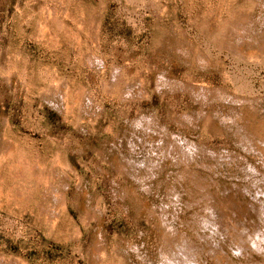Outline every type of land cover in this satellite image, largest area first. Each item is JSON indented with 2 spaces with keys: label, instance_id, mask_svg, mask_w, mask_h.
Returning a JSON list of instances; mask_svg holds the SVG:
<instances>
[{
  "label": "rangeland",
  "instance_id": "obj_1",
  "mask_svg": "<svg viewBox=\"0 0 264 264\" xmlns=\"http://www.w3.org/2000/svg\"><path fill=\"white\" fill-rule=\"evenodd\" d=\"M0 264H264V0H0Z\"/></svg>",
  "mask_w": 264,
  "mask_h": 264
}]
</instances>
